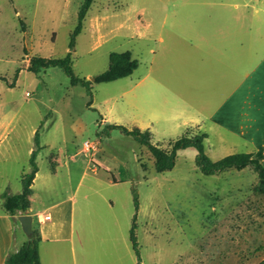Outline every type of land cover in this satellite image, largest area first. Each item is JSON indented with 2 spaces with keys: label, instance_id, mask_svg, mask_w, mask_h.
Returning a JSON list of instances; mask_svg holds the SVG:
<instances>
[{
  "label": "rangeland",
  "instance_id": "374dc122",
  "mask_svg": "<svg viewBox=\"0 0 264 264\" xmlns=\"http://www.w3.org/2000/svg\"><path fill=\"white\" fill-rule=\"evenodd\" d=\"M199 1L238 4L235 15L245 19L237 31L244 23L251 34L254 69L264 56V0H94L72 52L74 73L91 81L89 91L60 67L28 70L34 56L67 55L82 0H0V188L7 178L12 191L22 190L20 176L31 172L37 150L34 207L44 211L66 200L74 208L72 239L40 245L44 264H137L130 241L134 194L142 264H264V197L253 189L259 179L252 168L208 176L196 165L197 150L187 148L177 151L171 171L158 173L147 147L107 129L148 123L130 91L140 78L168 83L169 96L156 92L158 108L170 110L181 98L179 20ZM126 51L138 61L131 76L92 81L107 71L111 53ZM156 126L152 142L167 151L187 129H170L165 119ZM205 151L219 161L246 148L205 143ZM115 177L121 183H112ZM112 202L116 221L107 215Z\"/></svg>",
  "mask_w": 264,
  "mask_h": 264
},
{
  "label": "crops",
  "instance_id": "0c3cea01",
  "mask_svg": "<svg viewBox=\"0 0 264 264\" xmlns=\"http://www.w3.org/2000/svg\"><path fill=\"white\" fill-rule=\"evenodd\" d=\"M188 5L191 8L197 5L199 8L179 20L184 28L180 34L181 98L171 104L170 110L167 104L158 108L155 104L156 92L163 97L169 96L172 92L168 90V83L163 85L155 80L147 81L148 76L140 78L130 90L133 92L135 104L143 107V116L145 110L148 113V123L139 125V129L149 130L152 140L153 133L157 132V121L165 119L174 125L170 129L184 126L187 127L185 133L189 131L194 134H207L205 143L210 144L212 148L232 149L233 152L238 146H243L246 153L253 154L254 158L264 165V56L257 61L254 69H251L252 49L248 42L251 34L247 33L248 29L244 23H240L238 27L241 32L237 31V23L245 19L243 15H235L238 4L199 1ZM196 12L198 16L195 15ZM165 16L168 17L167 14ZM167 17L163 21H166ZM160 40L164 39L160 36ZM164 130L166 131V128ZM54 168L55 162L52 161L53 171ZM38 177L39 170L32 185L29 211L24 214L18 212L17 215L5 213L2 194L7 192L8 195H18L22 193L23 188L19 191L16 187L12 191L9 179L1 180L0 264H5L7 257L18 252L31 239L22 230L18 220L21 215L34 217L33 230L37 231L41 238L38 246L42 264L44 261L40 245L46 241L58 243L66 241L68 237L72 239L73 205L66 208L65 200L48 206L44 211L34 207V184ZM113 180L112 183H121L116 177ZM4 188L7 191H3ZM113 206L112 202L107 215L116 221V215L112 212ZM47 210L55 211L54 215ZM40 217L43 221H39ZM35 218L40 225L38 228L35 227ZM48 222L50 227L44 228ZM57 249L56 244L52 245L54 255Z\"/></svg>",
  "mask_w": 264,
  "mask_h": 264
},
{
  "label": "trees",
  "instance_id": "16d2710c",
  "mask_svg": "<svg viewBox=\"0 0 264 264\" xmlns=\"http://www.w3.org/2000/svg\"><path fill=\"white\" fill-rule=\"evenodd\" d=\"M94 0H82L81 8L78 14V24L73 33L69 43L70 51L64 58H43L34 56L30 60L28 70L34 73L50 68L60 67L71 78V83L82 85L91 91V81L83 80L77 77L72 66V52L76 46V38L83 30V23L86 15L92 6ZM133 53L130 51L122 53H111L109 56V68L107 71L95 78L96 83H110L119 79L129 77L138 68V61L133 58ZM107 129L119 130L124 135L132 136L135 140L147 147L155 158V169L158 173L171 171L176 165L177 151L187 148H195L198 152L196 158V165L200 171L205 175H217L227 170H243L245 168H252L258 174V183L254 186V191L263 195L264 197V165L251 153L232 154L224 157L219 161H212L205 151V140L207 134L197 133L192 134L187 132L184 136L177 139L171 144L170 150H165L160 146L154 145L151 140V133L149 130L142 131L139 128L128 129L121 125H107ZM38 132L36 133V139ZM38 140V139H37ZM37 150L31 154L30 165L31 172L24 173L21 177L23 186L22 193L18 195H8L7 192L2 194L3 208L10 215H17L18 212L22 214L27 213L30 208V196L32 195V185L34 183L38 167L36 164ZM114 179V178H113ZM135 216L133 218L132 227L130 230V240L132 247L137 255V264H142L140 256L139 244L137 240V214L139 210V201L137 195L134 194ZM40 236L37 231H34V237L31 241L23 245V247L16 253L7 257L5 264H42L39 254Z\"/></svg>",
  "mask_w": 264,
  "mask_h": 264
},
{
  "label": "water",
  "instance_id": "95a60500",
  "mask_svg": "<svg viewBox=\"0 0 264 264\" xmlns=\"http://www.w3.org/2000/svg\"><path fill=\"white\" fill-rule=\"evenodd\" d=\"M92 81H95V78L92 79ZM19 222L21 223L22 230L24 233L29 236L31 239L34 237V230H33V221L34 217L31 215H21L18 217Z\"/></svg>",
  "mask_w": 264,
  "mask_h": 264
},
{
  "label": "built area",
  "instance_id": "2783aa9c",
  "mask_svg": "<svg viewBox=\"0 0 264 264\" xmlns=\"http://www.w3.org/2000/svg\"><path fill=\"white\" fill-rule=\"evenodd\" d=\"M29 95V94H28ZM93 146L91 145V144H89V143H86V148H87V150H89V149H91ZM94 148V147H93ZM48 218V216L46 217V219ZM39 221H43L42 219H41V217L39 218Z\"/></svg>",
  "mask_w": 264,
  "mask_h": 264
}]
</instances>
